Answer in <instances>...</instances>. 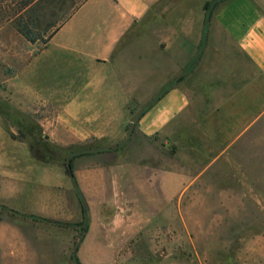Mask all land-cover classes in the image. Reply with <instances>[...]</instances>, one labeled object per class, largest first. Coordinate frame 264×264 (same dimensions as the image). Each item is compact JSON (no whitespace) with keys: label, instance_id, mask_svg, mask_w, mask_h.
Instances as JSON below:
<instances>
[{"label":"rangeland","instance_id":"1","mask_svg":"<svg viewBox=\"0 0 264 264\" xmlns=\"http://www.w3.org/2000/svg\"><path fill=\"white\" fill-rule=\"evenodd\" d=\"M81 1L0 0V264H75L77 247L82 264H264V120L251 129L249 143L236 145L218 143L212 134L219 130L211 122L203 128L196 112L170 135L145 137L137 123L157 97L151 96L154 86L165 83L171 58L151 52L157 46L149 41L152 30L136 39L129 33L111 65L96 62L102 33L94 26L116 17L97 0L74 22L79 51L64 50V35L47 48ZM207 1L179 0L170 25L200 26ZM65 8L68 13L59 12ZM213 23L214 17L204 47L215 61L220 32ZM163 25L157 23L158 32ZM20 28L31 30L36 41H28ZM84 40L96 44L84 48ZM210 66L218 69L220 63ZM90 81L95 87L86 90ZM129 86L134 90H125ZM75 102L82 113L69 119L67 107ZM85 122L92 129H85ZM70 159L79 221L40 223L29 251L21 247L18 229L9 250L7 223L32 224L21 212L40 208L49 186L61 176L71 178ZM88 170L97 172L87 178L90 183L84 177ZM101 184L109 190L102 191ZM78 191L88 208V229L91 217L95 224L83 246L88 229ZM99 218L124 225L111 240L101 239ZM65 240L72 244L70 252L60 251Z\"/></svg>","mask_w":264,"mask_h":264},{"label":"crops","instance_id":"2","mask_svg":"<svg viewBox=\"0 0 264 264\" xmlns=\"http://www.w3.org/2000/svg\"><path fill=\"white\" fill-rule=\"evenodd\" d=\"M38 1L40 0H35L34 3L37 5ZM92 1L82 0L78 4L72 12L73 16L55 31L47 43V48L64 35L60 41L64 50L69 53L79 51L80 41L72 38L75 33L74 22L81 14L87 13ZM163 1L166 0H97L98 6L104 8L106 14L116 15V17L112 21L94 26L95 32L101 31L102 33V39L98 45L100 54L95 57V61L104 66L111 65L117 46L129 33L132 32L131 38L136 39L139 33L153 30L149 41L154 40L157 46L156 50L150 51L154 55L160 53L170 57L172 65L166 73L165 83L155 85L151 96L161 94L156 93V90H164L168 87L169 91L139 119L137 130L149 138L162 134L170 135L176 130L180 121L196 112L198 115L200 113L205 115L201 117L197 115L196 118L197 121L203 123V128H207L206 124L211 122L213 128L219 130L212 134V137L219 139L218 143L227 145L246 143V141L249 143L251 129L256 123L264 120V0H229L216 11L213 26L220 32L217 36L219 45L215 49L218 53L215 61L220 63L218 69L210 66L215 61L213 57L208 56V49H210L208 45L207 48L204 47L205 49L201 48L205 11L203 13L202 10L200 26L198 23L189 22L183 26L180 24L174 27L170 25L169 16L179 0L173 4L158 6ZM59 12L68 13L69 10L65 8ZM157 23H164L161 32H158ZM210 36L212 38L213 33ZM227 42L235 50H232ZM94 43V41H83L84 48ZM231 51L234 53L231 54ZM72 58L69 63L72 62ZM252 68L255 70V77H253ZM81 76L88 79V76ZM89 79L93 80L92 77ZM94 87L95 84L90 81L84 88L90 90ZM129 87L131 89L126 88L125 90H134V87ZM78 102L68 105L69 119H76V113H82ZM78 118H81L80 115ZM83 119L86 120V117L84 116ZM84 128L92 129L91 122H85ZM12 175L7 173V178L19 177ZM96 176L95 170H88L84 175L85 179H92ZM61 177L60 182L48 187L44 198L46 203L40 208H35V211L21 212L7 205L9 209L29 215L28 219L32 223L29 226L25 224L24 227L16 223H7V248L9 250L15 248L11 243L18 235V229L21 231L19 237L23 243L21 247L26 251L34 249V231L38 230L40 223L49 222L34 220L30 216L62 223L79 221L73 179ZM85 182L90 183L88 179ZM104 189L109 190V187L101 184V190L104 191ZM116 189L121 188L116 186ZM12 190L17 192L18 187ZM85 194L87 195L86 191ZM89 206L92 210L90 201ZM94 225V218L91 217L82 246L89 239ZM122 225L124 224L117 220L105 221L99 218V238L111 240V236L117 233ZM72 243L74 244V241ZM71 246V242L65 240L60 245V251L70 252ZM54 249H59V246Z\"/></svg>","mask_w":264,"mask_h":264},{"label":"trees","instance_id":"3","mask_svg":"<svg viewBox=\"0 0 264 264\" xmlns=\"http://www.w3.org/2000/svg\"><path fill=\"white\" fill-rule=\"evenodd\" d=\"M229 0H210V1H207L204 5V11H205V21H204V35H203V41H202V44H201V48H203L205 45H206V42H207V38H208V25L210 24V22L212 21L213 17H214V14L216 13V11H218L221 7H223ZM20 33L22 35H24L26 37V39L30 42H34L36 41V39L33 37V32L31 30H28L27 28H20ZM53 36V34H52ZM51 36V37H52ZM167 88H165L162 93L156 97V99L148 106V108L142 112V114L140 115L139 119H141L145 113L148 111V109H150L151 107H153L155 105L156 102H158L160 99H162L163 95L168 92L169 90H167ZM33 149V147H31ZM98 152H102V150H98ZM90 152L87 151V152H81L78 154V156H84L86 154H89ZM35 156L37 158H40V156L38 155L37 152H35ZM72 162H73V159H70V164H71V168L67 169V173L68 175L71 177V179L74 180L75 184L77 185V189H78V184L76 182V176H75V173H74V169H73V166H72ZM78 196H79V199H80V202H81V205H82V214H83V224H85V232L87 231L88 229V226L86 225V223L88 222V208H87V205H86V202H85V199L82 195V193L80 191H78ZM32 219L34 220H40V221H46V222H49V223H58V222H55V221H51V220H46V219H43V218H39V217H36V216H30ZM78 247L75 249V251L73 252L72 254V260L75 262V264H82L80 262V259L78 257Z\"/></svg>","mask_w":264,"mask_h":264},{"label":"water","instance_id":"4","mask_svg":"<svg viewBox=\"0 0 264 264\" xmlns=\"http://www.w3.org/2000/svg\"><path fill=\"white\" fill-rule=\"evenodd\" d=\"M134 128H135V124H133V129L132 130H134ZM68 168L69 169L71 168V164L70 163H68Z\"/></svg>","mask_w":264,"mask_h":264}]
</instances>
